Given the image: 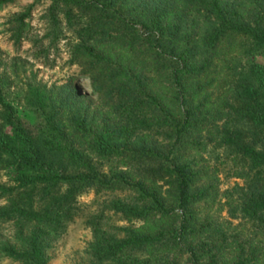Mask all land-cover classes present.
I'll return each mask as SVG.
<instances>
[{"label":"trees","instance_id":"16d2710c","mask_svg":"<svg viewBox=\"0 0 264 264\" xmlns=\"http://www.w3.org/2000/svg\"><path fill=\"white\" fill-rule=\"evenodd\" d=\"M44 1L48 30L33 44L67 38L99 107L74 81L20 82L18 59L13 78L0 59V223L12 226L0 257L48 264L93 189L112 196L85 219L75 264H256L252 243L210 215L219 186L198 155L231 157L243 182L222 192L228 216L264 231V64L250 59L264 56V0H32L8 19L15 43ZM15 100L38 113L36 131Z\"/></svg>","mask_w":264,"mask_h":264},{"label":"rangeland","instance_id":"374dc122","mask_svg":"<svg viewBox=\"0 0 264 264\" xmlns=\"http://www.w3.org/2000/svg\"><path fill=\"white\" fill-rule=\"evenodd\" d=\"M32 0H17L16 3L4 4L0 7V59L6 65V70L11 78L10 67L12 59L18 61L26 69L25 72H19L20 82L30 77L35 81H40L48 86L52 84H62L67 81H74L78 93L91 102L92 107H99L97 95L92 91L88 77L80 74V67L69 61V47L67 38L52 41L51 37L45 38L40 45L33 44L35 39H40L48 30V20L45 16L47 2L37 3L31 15L27 18L26 34L21 43H15L12 38L14 31L13 24L8 22L10 16L22 10ZM70 35L69 31L64 32ZM38 47V49H37ZM42 50L43 56H35L37 51ZM251 60L264 64L263 55H254ZM22 67V66H21ZM15 83V81H14ZM14 90L13 86L10 87ZM14 95H11L13 97ZM17 116L31 130L36 131L41 125V119L38 113L24 103L13 101ZM199 161L208 169L214 171L218 186L219 194L216 200L209 207V213L220 224L228 239L231 240L233 235H237L241 240L252 243L256 249L257 263L264 264V231L251 225V222L244 218H231L228 216L227 208L224 205L225 197L223 191L231 189L235 184L242 185L243 180L233 174L235 163L222 148L208 147V149L198 155ZM3 175V180L7 179ZM124 195V194H122ZM112 194L95 193L93 189H88L78 197V204L81 210V216L70 223L66 232L54 242L50 249V260L48 264H75L85 257V248L91 239L90 228L85 222L87 216L100 209L104 201L108 200ZM110 222L115 224H131L124 220H118L117 216H111ZM135 222L134 225H139ZM2 237L12 233L10 223H0ZM179 263L183 264L184 258ZM0 264H19L9 258L0 257Z\"/></svg>","mask_w":264,"mask_h":264}]
</instances>
